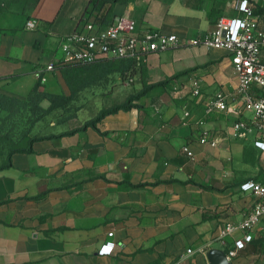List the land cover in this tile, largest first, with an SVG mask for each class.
Listing matches in <instances>:
<instances>
[{
	"label": "crops",
	"instance_id": "obj_1",
	"mask_svg": "<svg viewBox=\"0 0 264 264\" xmlns=\"http://www.w3.org/2000/svg\"><path fill=\"white\" fill-rule=\"evenodd\" d=\"M237 2L131 0L111 13L113 21L129 15L139 32L191 39L210 34L221 17L240 18ZM253 2L264 11V0ZM89 7L90 0H12L0 9V142L23 115L31 127L25 148L40 138L32 153L9 156L10 146L0 144V167L10 163L0 170V264H211L210 253L226 255L246 236L237 231L223 242L221 229L262 201L241 185L264 184L259 132L236 129L251 115L241 106V117L207 112L219 92L241 104L230 54L205 46L150 54L136 60L129 79L112 74L119 81L109 97L84 101L94 90L87 88L69 109H54L33 125L32 96L71 95L65 70L46 68L61 59L62 39ZM29 20L37 21L35 30L27 29ZM157 85L135 102L141 109L84 128ZM119 93L126 96L116 100ZM51 106L48 98L40 103L44 111ZM205 131L216 146L200 143ZM249 233L253 241L234 260L226 255L229 264H264V220ZM110 242L113 253L100 254Z\"/></svg>",
	"mask_w": 264,
	"mask_h": 264
},
{
	"label": "built area",
	"instance_id": "obj_2",
	"mask_svg": "<svg viewBox=\"0 0 264 264\" xmlns=\"http://www.w3.org/2000/svg\"><path fill=\"white\" fill-rule=\"evenodd\" d=\"M256 7L253 0H238L237 11L242 15L240 18L221 17L216 22V29L210 34L191 39L166 35L158 30L139 32L136 21L127 14L104 27L94 16L86 13L78 28L62 39L61 59L46 69L53 71L55 68L73 65L96 64L102 59L138 60L153 53L187 47L205 46L224 50L230 54L231 64L238 75L241 104L237 106L230 103L229 96L219 92L208 102L207 112H223L241 117V106L251 117L248 121H238L236 129H256L260 135L257 146L264 151V12L256 14ZM26 27L35 30L37 21L29 20ZM194 87V95L199 96L197 82ZM200 143L216 146L207 131L203 132ZM185 151L193 156L188 147H185ZM241 190L258 196L262 201L241 222L228 223L221 229L219 237L223 242L237 231L246 233L243 239L235 241L228 250L226 255L229 260L237 258L247 244L253 241L249 232L264 220V184L250 180L241 185ZM113 235L109 234L110 237ZM115 246L114 243H107L100 254H112ZM187 253L192 254L193 250Z\"/></svg>",
	"mask_w": 264,
	"mask_h": 264
},
{
	"label": "trees",
	"instance_id": "obj_3",
	"mask_svg": "<svg viewBox=\"0 0 264 264\" xmlns=\"http://www.w3.org/2000/svg\"><path fill=\"white\" fill-rule=\"evenodd\" d=\"M131 0H90V7L87 10L89 16H94L96 21L104 27L109 26L113 19L110 17L112 8L117 4H126ZM107 6H110L107 8ZM264 11L256 7V14L263 13ZM136 60H112V59H103L96 64L90 65H73L67 66L63 68L65 70V77L67 83L71 89V95L68 97L63 96H50L42 93L41 91L32 96L29 102L32 105L31 109V117H33V125H35L38 121L42 119L43 116L50 113L52 110L57 109L59 107H64L65 109H69L72 102L78 97L79 93L87 88H91L94 86H99L102 79L108 78L110 75L118 73L120 76L129 79L128 76L131 72V67L133 64H136ZM173 81V80H170ZM169 81V82H170ZM160 84L159 86H161ZM157 86H151L147 88L145 91L138 93L136 95H132L129 99L120 105H116L111 109L104 110L99 117L88 122L84 128L87 127H95V123L103 119L106 115L115 114L121 110L130 111L133 108L141 109L142 106L135 104V102L140 101L143 97L147 95V92L153 90ZM50 99L52 106L49 111H44L40 108V103L43 99ZM23 115V114H22ZM71 118V117H69ZM25 120V119H24ZM19 120H17L18 122ZM17 122L13 123V125L7 127L2 135L4 145L10 146L9 156L14 153H32V145L34 142L39 141L40 138H32L28 145V148L24 149H14L13 146L17 144L16 136L14 131L17 125ZM29 123V122H28ZM31 127L23 132L20 140L26 139L29 136V132ZM0 142V144H2ZM10 164V163H9ZM3 165L0 167V170L6 169L10 167V165Z\"/></svg>",
	"mask_w": 264,
	"mask_h": 264
},
{
	"label": "rangeland",
	"instance_id": "obj_4",
	"mask_svg": "<svg viewBox=\"0 0 264 264\" xmlns=\"http://www.w3.org/2000/svg\"><path fill=\"white\" fill-rule=\"evenodd\" d=\"M11 2H12V0H0V9H2L4 7H9ZM109 7L110 6H107V8H109ZM230 15H231V17L235 16L234 13H231ZM110 17L112 18V13H111ZM118 81L119 80H118V78L115 77V75L114 76L110 75L108 78L102 79L99 86H94L95 91L94 90L88 91V95L85 96L84 101L88 98H93V97H98V96H103L105 98L109 97L111 95V93L108 91L111 88L116 87L115 85ZM114 96H116L115 97V98H117L116 100H120V98H124L126 95L124 93H119V94H115ZM24 117L25 116L23 115L21 117V119L17 122L16 128H14L15 129L14 134L17 137L16 138L17 144H15L13 146V148L17 149V150L24 149L27 146V139L24 138V139L20 140L23 132H25L26 130H28L30 128L29 127L30 125L25 124ZM3 148H5V145ZM1 153L3 154L4 150L2 151V148L0 146V155H1Z\"/></svg>",
	"mask_w": 264,
	"mask_h": 264
},
{
	"label": "water",
	"instance_id": "obj_5",
	"mask_svg": "<svg viewBox=\"0 0 264 264\" xmlns=\"http://www.w3.org/2000/svg\"><path fill=\"white\" fill-rule=\"evenodd\" d=\"M211 264H229L225 253L212 252L209 254Z\"/></svg>",
	"mask_w": 264,
	"mask_h": 264
}]
</instances>
